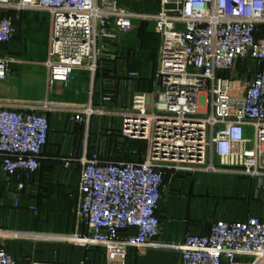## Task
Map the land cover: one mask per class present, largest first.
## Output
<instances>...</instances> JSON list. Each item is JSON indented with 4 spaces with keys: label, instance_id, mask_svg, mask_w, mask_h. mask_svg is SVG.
I'll list each match as a JSON object with an SVG mask.
<instances>
[{
    "label": "built area",
    "instance_id": "built-area-1",
    "mask_svg": "<svg viewBox=\"0 0 264 264\" xmlns=\"http://www.w3.org/2000/svg\"><path fill=\"white\" fill-rule=\"evenodd\" d=\"M33 10L51 15L49 89L77 69L96 71L110 44L139 23L152 24L161 38L156 90L136 92L120 111L122 136L144 142L146 152L134 161L97 153L83 159V229L69 239L103 248L105 264H128L131 249L154 246L160 234L170 170L232 172L264 186V0H160L143 12L121 0H0V84L20 62L6 48L16 23ZM54 110L79 123L95 112L47 98L0 99V186L16 179L18 192L26 188L21 177L40 168ZM176 248L174 264H264V219L217 220L208 234L188 233ZM0 264H18L1 241Z\"/></svg>",
    "mask_w": 264,
    "mask_h": 264
},
{
    "label": "crops",
    "instance_id": "crops-1",
    "mask_svg": "<svg viewBox=\"0 0 264 264\" xmlns=\"http://www.w3.org/2000/svg\"><path fill=\"white\" fill-rule=\"evenodd\" d=\"M121 2L137 12L152 11L145 9V0ZM45 22H48L50 37L51 18L43 20L38 11H24L21 20L16 23V35L6 46L8 52L18 59L11 47L16 43L23 46L26 31ZM47 58L48 51L45 60L40 63L46 70L45 95L26 97L27 92L36 93L35 86L30 85L34 78L29 76L22 81V84H28V89L24 86L28 91L21 92L20 98L36 101L47 98L72 106L91 105L96 113L84 123L73 121L59 110L49 113L51 131L40 168L29 179L23 174L21 180L26 183V188L21 192H18L16 179H5L0 186V241L18 264L20 257L27 256L33 259L30 264H83L86 259L90 264H105L103 248L94 246L87 250L67 236L83 229L77 221L83 159L96 153L107 160L117 158V154L114 156L103 150V128L113 123L120 129V111L131 106L133 95L141 92L137 88L141 85L134 77L128 76L130 69H133L130 61L100 57L96 71L77 69L68 83H59L49 89ZM20 68L21 61L14 63L11 71L13 73ZM10 76L12 78L13 75ZM13 81L4 82V86H12L10 90L14 91L16 82L15 79ZM151 87L150 91L145 92L156 90V84ZM7 94V99H20L16 97L17 94ZM4 98L0 96V99ZM138 143L127 142L126 161L141 159L145 154L146 149L139 148ZM68 160L69 163H66ZM173 175L172 183L166 184L163 192L159 211L161 230L154 246L143 250L131 249L128 264H174L180 257L176 247L184 242L188 233L208 234L212 223L217 220H243L249 215L264 219V205L248 206L243 198L247 182L256 189H264V186L258 187L255 179L232 172L176 171ZM168 186L171 194L164 203ZM17 199L19 204L15 205Z\"/></svg>",
    "mask_w": 264,
    "mask_h": 264
},
{
    "label": "rangeland",
    "instance_id": "rangeland-1",
    "mask_svg": "<svg viewBox=\"0 0 264 264\" xmlns=\"http://www.w3.org/2000/svg\"><path fill=\"white\" fill-rule=\"evenodd\" d=\"M145 3L147 6L145 8L146 10L154 11L159 8L160 0H145ZM33 11H38V13L42 15L43 20L46 19L48 21L51 18V15L47 11ZM48 39L49 25L48 22H45V24L35 26L26 31L23 46H20L19 43H16L11 47L12 53L19 56L17 58L21 61V70H16L13 73L11 71L10 75H13L12 78H10L11 76L9 75L8 79L2 82L3 84L0 87V96L6 97L4 99H7V96H9L7 92H9V94H17L16 97L20 98L22 96L21 92L28 91V84H22V81L29 76H32L34 78V82L30 83V85L32 87L35 86L34 90L36 93H34L33 95L32 93L29 94V92H27L28 95L26 97H36L37 95L42 96V94L45 95L46 70L40 63H42L47 56V51L49 49ZM160 45L161 38L156 33L154 26L149 23H139L131 31L123 35L119 41L111 45L109 50H105L102 57L123 58L130 61L133 64V69H130L128 76L133 78V76H131V73H135L136 75H138L134 77L137 83L141 85L137 88L141 91H150L153 84L157 85ZM25 62L33 64L28 65L25 64ZM249 67L253 69L251 62ZM252 78L253 73H248V82H250ZM10 79L11 81L15 79L16 86L14 88V91L10 90V87L12 86H4V82L7 83L8 81L9 83ZM151 92H154V90ZM94 113L92 115H94ZM103 131L105 132L102 144L104 152L106 151L109 154L112 153L114 156L117 154L115 156L117 158H112V160H128V153L126 152V149L129 147V145H127V142L129 140L125 139L122 136L120 129L118 130V125H114L113 123L107 125L106 127L104 125ZM138 145H140L139 148H141L142 150L146 149V144H144V142H140L138 143ZM112 156L110 155V157ZM173 173L174 172H172L171 170L168 171L166 184L172 183V180L175 177ZM253 186L254 185H251L249 182H247L246 195L245 197H243L246 200V204L252 207L264 205V189H256V187ZM169 188L170 186H168L165 192L166 194H164V203L166 202L168 196L171 194ZM32 261V257H20L19 264H30Z\"/></svg>",
    "mask_w": 264,
    "mask_h": 264
},
{
    "label": "water",
    "instance_id": "water-1",
    "mask_svg": "<svg viewBox=\"0 0 264 264\" xmlns=\"http://www.w3.org/2000/svg\"><path fill=\"white\" fill-rule=\"evenodd\" d=\"M37 264H51V263H37Z\"/></svg>",
    "mask_w": 264,
    "mask_h": 264
}]
</instances>
